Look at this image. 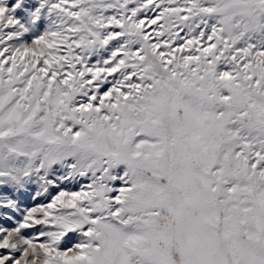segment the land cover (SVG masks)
Wrapping results in <instances>:
<instances>
[{"label": "snow or ice", "instance_id": "obj_1", "mask_svg": "<svg viewBox=\"0 0 264 264\" xmlns=\"http://www.w3.org/2000/svg\"><path fill=\"white\" fill-rule=\"evenodd\" d=\"M0 264H264V0H0Z\"/></svg>", "mask_w": 264, "mask_h": 264}]
</instances>
